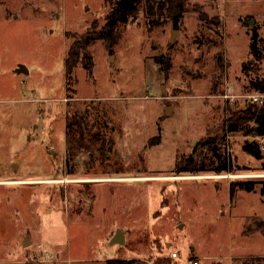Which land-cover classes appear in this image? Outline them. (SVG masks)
Returning a JSON list of instances; mask_svg holds the SVG:
<instances>
[{
    "label": "rangeland",
    "instance_id": "obj_1",
    "mask_svg": "<svg viewBox=\"0 0 264 264\" xmlns=\"http://www.w3.org/2000/svg\"><path fill=\"white\" fill-rule=\"evenodd\" d=\"M111 3L0 0V264H264V171L242 149L253 137L226 135L230 173L174 172L231 113L261 105L251 82L264 58L249 47L253 30L264 40V0H189L178 28L149 26L140 10L111 50L102 40L82 50L92 73L78 64L67 84L69 46L104 25ZM75 114L85 146L72 156ZM213 175L226 177L187 178ZM244 180L254 190L231 195Z\"/></svg>",
    "mask_w": 264,
    "mask_h": 264
},
{
    "label": "trees",
    "instance_id": "obj_2",
    "mask_svg": "<svg viewBox=\"0 0 264 264\" xmlns=\"http://www.w3.org/2000/svg\"><path fill=\"white\" fill-rule=\"evenodd\" d=\"M111 8L106 15L105 23L100 29L92 28L85 36H81L69 46L65 59V78L67 84L72 80L73 69L81 64L89 75L92 73L93 60L90 54L82 53V50L91 41L102 40L110 49L117 39L116 29L119 25L128 21H135L141 10L149 26L158 24L159 19L169 20L174 28H178L183 13L188 9L189 0H111ZM199 20L207 21L208 16L204 12H199ZM218 23V22H217ZM250 55L254 58L255 63L261 62L264 58V40L259 38L255 30L251 33L250 38ZM261 42H263L261 44ZM111 50V49H110ZM218 63L221 66L220 58ZM245 70V65L242 66ZM66 84V85H67ZM253 88L264 95V78L256 79L251 82ZM83 116L74 115L71 119L66 120L67 129V150L68 154L75 156L76 148L84 147L83 143ZM75 127V129H74ZM78 131L79 135L73 134ZM242 131L246 136H252V141H246L242 149L244 152L260 161L261 170L264 171V150L256 138L264 139V99L259 107L248 105L244 110L233 112L224 120L221 131L212 136H207L198 146L194 148L193 153L177 159L174 163V172L177 173H230L233 171L229 154L223 149L224 141L228 133ZM96 140L100 139L97 134L93 136ZM159 137V136H158ZM102 139V138H101ZM103 143V142H102ZM199 151L197 152V150ZM101 150V149H100ZM77 154V153H76ZM255 182L253 180H244L232 182L230 184L231 195L236 186L246 191H253ZM260 194L264 196V180L260 188ZM106 264H130L126 260H108Z\"/></svg>",
    "mask_w": 264,
    "mask_h": 264
},
{
    "label": "water",
    "instance_id": "obj_3",
    "mask_svg": "<svg viewBox=\"0 0 264 264\" xmlns=\"http://www.w3.org/2000/svg\"><path fill=\"white\" fill-rule=\"evenodd\" d=\"M253 23L252 20L249 21V24ZM175 33L176 31L172 30L171 33H170V39H169V43L172 44L173 41H174V37H175ZM18 71L20 73H23L25 72L26 73V69L24 68V66L20 65L18 67ZM161 92L162 94L164 93V88L162 87L161 88ZM172 111V107L171 106H168L165 108V114L168 115L170 112ZM52 152V151H51ZM29 235H27L23 241V246H27L29 243H30V240H29ZM124 242V235L122 234L121 231H117V233L112 237L111 239V243L113 244H122Z\"/></svg>",
    "mask_w": 264,
    "mask_h": 264
},
{
    "label": "built area",
    "instance_id": "obj_4",
    "mask_svg": "<svg viewBox=\"0 0 264 264\" xmlns=\"http://www.w3.org/2000/svg\"><path fill=\"white\" fill-rule=\"evenodd\" d=\"M262 96H264V95L258 94L257 96L252 97V101L255 102V103H258V101L260 100V103L262 104L263 99L262 100L260 99ZM234 97H235V95L233 93V90L231 88H227L226 87V91H225V94H224L223 98L227 100V99H234ZM263 142L261 144V149L262 150H264V143ZM172 257H174V258L178 257V254L176 252H174V253H172ZM185 264H199V261L196 258H191L187 262H185Z\"/></svg>",
    "mask_w": 264,
    "mask_h": 264
},
{
    "label": "bare ground",
    "instance_id": "obj_5",
    "mask_svg": "<svg viewBox=\"0 0 264 264\" xmlns=\"http://www.w3.org/2000/svg\"><path fill=\"white\" fill-rule=\"evenodd\" d=\"M226 177L225 175H213V176H192V177H187V178H190V179H196V178H224ZM149 179V178H148ZM24 183H28L27 181H24Z\"/></svg>",
    "mask_w": 264,
    "mask_h": 264
}]
</instances>
